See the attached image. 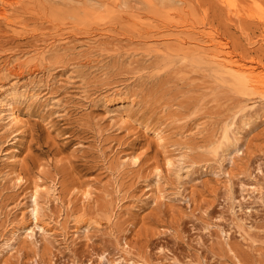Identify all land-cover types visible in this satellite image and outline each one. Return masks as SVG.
<instances>
[{
    "label": "rangeland",
    "instance_id": "obj_1",
    "mask_svg": "<svg viewBox=\"0 0 264 264\" xmlns=\"http://www.w3.org/2000/svg\"><path fill=\"white\" fill-rule=\"evenodd\" d=\"M230 1L0 2V264H264V94L206 56L263 70L264 0Z\"/></svg>",
    "mask_w": 264,
    "mask_h": 264
},
{
    "label": "bare ground",
    "instance_id": "obj_2",
    "mask_svg": "<svg viewBox=\"0 0 264 264\" xmlns=\"http://www.w3.org/2000/svg\"><path fill=\"white\" fill-rule=\"evenodd\" d=\"M149 1V0H148ZM230 1V0H229ZM232 1V0H231ZM230 1V2H231ZM1 4L3 0H0ZM5 2V1H4ZM227 2V1H226ZM229 4V3H227ZM235 3H233L234 5ZM232 5V4H231ZM237 5V4H236ZM230 6V4H229ZM232 7V6H231ZM230 7V8H231ZM235 8V6H233ZM232 7V8H233ZM119 11V10H118ZM3 12V11H2ZM116 15V14H115ZM181 16V15H180ZM138 17V16H137ZM135 18V17H134ZM162 19V18H161ZM139 20V18H138ZM138 20H135L138 22ZM163 20V19H162ZM184 21V20H183ZM164 22V21H163ZM186 22V21H185ZM180 24L183 25L182 21ZM187 23V22H186ZM177 25V24H176ZM185 25V24H184ZM149 26V25H148ZM153 26V25H152ZM209 35V34H208ZM203 36V35H202ZM206 36V35H205ZM215 44V43H214ZM213 44V45H214ZM181 45V44H180ZM212 45V46H213ZM211 46V45H210ZM152 48V47H151ZM150 48V49H151ZM211 48V47H210ZM225 45H219L217 44L216 48L210 52L207 53V59L210 61L211 64H213V69L216 70V73L225 74L228 78L232 79V85L237 89V91H241L244 94H253V93H260L264 94V69L256 71L255 67L253 65H248L245 63L239 62L237 59L234 58V56L231 55L229 51L226 50ZM157 49V48H156ZM162 50V49H161ZM147 51V50H146ZM160 51V50H159ZM192 52V51H191ZM148 54V52H147ZM150 54V53H149ZM160 54V53H159ZM196 56V55H195ZM184 57V56H183ZM37 58H35V61H37ZM200 58V57H199ZM184 59V58H183ZM190 59V58H189ZM194 59V58H193ZM201 59V58H200ZM40 60V59H39ZM197 60V59H196ZM187 61V60H186ZM192 61V60H191ZM200 61V60H199ZM207 61V62H209ZM198 62V61H197ZM196 63V62H195ZM201 63V61H200ZM205 65V63H204ZM209 65V64H208ZM200 66V65H199ZM210 66V65H209ZM212 67V66H211ZM207 68V67H204ZM7 70V69H6ZM10 70V69H9ZM209 70V67L207 68ZM205 72H207L205 70ZM212 72V71H211ZM214 74L215 71L213 70ZM212 72V73H213ZM219 74V75H220ZM224 76V75H223ZM214 77V76H213ZM224 79V78H223ZM219 80V78H218ZM220 82V81H219ZM225 82V81H224ZM225 87V86H224ZM6 98V97H5ZM242 98V97H241ZM250 98V97H249ZM12 99V98H11ZM9 100V99H8ZM6 102V101H5ZM5 104V103H4ZM3 104V105H4ZM7 104V102H6ZM5 106V105H4ZM48 189H45L47 192ZM33 207L30 210V217L32 216L33 220L37 219L38 216V206L36 203V197L33 198Z\"/></svg>",
    "mask_w": 264,
    "mask_h": 264
}]
</instances>
